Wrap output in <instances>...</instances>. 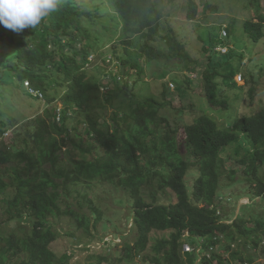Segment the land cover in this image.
I'll list each match as a JSON object with an SVG mask.
<instances>
[{
  "label": "trees",
  "instance_id": "trees-1",
  "mask_svg": "<svg viewBox=\"0 0 264 264\" xmlns=\"http://www.w3.org/2000/svg\"><path fill=\"white\" fill-rule=\"evenodd\" d=\"M174 1L60 0L57 10L34 29L17 35L0 25L4 47L0 50V87L14 81L17 89L33 97L24 85L28 81L42 95L33 97L42 102L41 107L23 122L0 109V116L6 115L0 117V264H10L17 257L20 264H85L80 257L73 260V251H67L70 257L57 256L51 247L57 236L51 222L59 215L70 216L77 228L90 232L102 217L93 196L99 183L124 188L132 201L136 236L133 242L123 243L128 234L119 235L121 243L113 246L121 245L116 262L131 264L141 259L149 264H183L185 255L197 264H252L255 258L244 254V248L259 250L264 256V212H253L256 203L264 204V175L258 173L264 164V107L251 114L226 115L223 128L213 114L202 111L183 126L181 143L178 128L170 127L156 113L163 102L157 103L155 96L164 101L171 87L161 81L155 93H134L141 90L145 64L183 61L193 65L191 73L196 70L197 60L170 24L173 12L165 10L175 6ZM262 1L247 0L250 16L241 23L242 32L254 42L264 36ZM185 2L187 20L196 18L198 4H206V0ZM209 11L218 8L213 5ZM235 27L233 21L226 27L229 35L224 29L226 34L218 35L212 46L203 45L208 61L201 75L202 94L212 111L226 113L234 106L230 93L237 88L234 76L244 57L238 51V47L244 49L242 41L233 35ZM219 46H226L227 52L221 54ZM106 47L110 48L108 56L102 52ZM98 54L101 59L97 61L104 67L119 70H107L105 82L86 68L96 63ZM188 78L184 80L189 82ZM123 94L130 101L128 109L113 110L108 123L102 121L103 110L115 107ZM56 101H61V109L50 107ZM69 112L83 117L81 132L72 134L76 128L68 126ZM232 143L247 154L237 160L245 165L252 202L242 205L240 215L228 222L219 213L216 195L225 168L221 151ZM67 149L75 154L67 156ZM190 169L197 175L187 182ZM228 176L235 178L233 169ZM145 189H149V201ZM165 190L172 192V202L157 199L156 192ZM27 217L31 229L21 236L2 226ZM153 231L168 236L159 238L146 252ZM185 244L199 248L200 253L185 251ZM104 248L87 251L106 262L110 259L101 255Z\"/></svg>",
  "mask_w": 264,
  "mask_h": 264
},
{
  "label": "rangeland",
  "instance_id": "rangeland-1",
  "mask_svg": "<svg viewBox=\"0 0 264 264\" xmlns=\"http://www.w3.org/2000/svg\"><path fill=\"white\" fill-rule=\"evenodd\" d=\"M84 1L88 3L91 1L95 2L96 0ZM185 1L186 0H176V2L174 1V4L178 9H176L175 6H166L165 10L167 12H173L170 18V24L178 33V39L187 45L189 53L195 60H197L198 64L196 70L191 73L190 69L193 65L183 61L160 60L145 64L144 82L140 85L141 90H136L134 92L136 96H143L147 92L155 93L156 88L161 81H165L168 87L170 86V83L173 84V87L170 86V91H172V93L167 99L163 101L158 94L155 96L157 103L163 102V106L157 109L156 113L167 120L170 127L178 128V138H180L181 143V138H183V126L191 123L196 114H199L202 111H206L211 115L213 114L218 124L223 128L227 125L226 115H229L228 118H231L236 116V114H251L258 108L264 107V36L260 41L254 42L246 37L241 30V23L244 19L250 16L248 8L245 7L248 4L247 0H206L204 6H200V4L197 5L198 15L194 20H187L185 18ZM195 1L199 3V0ZM213 5L218 8L217 12L209 11V8ZM261 5L264 10V1L261 2ZM103 8L107 10L106 5H104ZM105 20H107V18ZM233 21L236 23L233 35L234 37H238V40L242 41L240 44L244 47V49L238 47L239 52L243 51L244 57L238 72L234 76L237 88L232 90V94L230 93V100L233 101L232 105L234 106L226 111V113L218 109H213L212 111L202 94L203 84H201V75L206 68V63L208 61L207 51L203 48L205 46L208 48L212 46L213 43L216 42L218 35H220L224 29H227L226 27L229 29V25L231 22L233 23ZM113 27H116L115 24ZM228 29L227 31L229 35ZM108 44L111 43L109 42ZM232 46L235 47L234 45ZM3 49L4 47L0 44V50L2 51ZM109 49L110 48L106 47L102 50L104 56L109 55ZM98 59H101V54H98L96 63L93 62V64H89L86 68L89 73H98L104 82L107 80V76L104 77L103 74L106 73L107 75V70L119 71L118 67H104L100 61H97ZM249 71H251L253 75H251ZM186 76L189 77V82L184 80ZM133 77L136 76L133 74ZM176 78L177 82L175 83L179 82L178 84L180 86L175 89V86H178V84L176 85L173 82L176 81ZM0 88L3 90L0 95V109L7 114L16 117L18 121L23 122L28 116L30 118L35 114L39 107H41L42 102H36L33 97L26 96L23 89L16 88L14 81H12L11 85H2ZM132 92L133 90H131V93ZM236 95L237 98H235ZM5 103L7 106L10 105V110H8L7 106H4ZM129 103L130 101L127 99L126 95H120L115 107L103 110V113H101V120L107 121L108 123L113 110L125 111L128 109ZM54 105L60 109L63 106L61 101L52 103L50 107ZM43 110L44 109L41 108L39 113L42 114ZM5 116L6 115L3 114L0 117L5 119ZM69 117L68 126L70 128H76V131L73 130V133H71L74 134V132H81L84 128V123L80 122L83 121V117L79 113L72 112H69ZM228 122H231V120H228ZM19 126L20 123H18V127ZM11 134L12 130L9 131L8 136H5V138H9ZM180 149L181 152H186V149L182 144L180 145ZM243 149L237 144L232 143L221 151L225 168L221 171L216 197L218 198L217 202L219 203V213L223 215L228 222L240 215V212H242L240 210L242 205H248L252 202L247 194L250 183L246 180L244 174L245 165L239 164L237 160L238 157L247 155L245 149ZM65 153L67 156L75 154L70 149H67ZM230 169H233L235 172V178L233 179H230L228 176ZM258 173L259 175H264V164ZM196 175L197 172L190 169L189 174L186 176V181L192 182ZM187 186L189 188V184ZM148 190L149 189H145L144 192V197L147 201L150 200L148 197ZM172 195L173 194L170 190L156 192L157 199L166 203L174 200ZM93 196L95 205H97L102 212V217L90 232L77 228L74 219L70 216L59 215L52 220L51 228L57 236L56 240L51 243V247L57 256L62 258L70 257L69 255L71 253H68L67 251L70 248L72 251L76 252L77 250L74 247L75 244L86 246V244L92 243L93 240H100L98 238L108 234L117 237L116 235H123L125 233L128 235L125 237L123 243L134 241L136 235L131 223L133 214L132 201L128 197L127 191L124 188L115 187L108 183H99L96 184L94 188ZM253 212L256 214L264 212V204L256 203L253 207ZM246 213L248 212L246 211ZM2 226L5 231H13L16 235L21 236L24 232L31 229V222L27 217V219L20 220L19 222L17 220L9 221ZM166 236H168L167 232L162 233L160 231H153L146 252H151L153 244L159 238ZM113 246V244L109 246L105 245V248L103 249L101 255L110 259L106 262L100 261L99 254L95 252L93 254L88 253L86 248H83L84 250L81 249V252L74 254V256L77 255V257H80L85 264H107L110 262H112V264H126L124 262L119 263L114 261L118 256V250L121 248V245L118 247ZM231 247L236 249V246L234 247V245H231ZM243 253L247 255L251 254V256L255 258L252 264H264L263 253L259 250L252 251L248 250V248H244ZM183 259V264H197V262L192 263L185 255L183 256ZM20 262L21 258L17 257L10 264H20ZM131 264L149 263H144L141 259H137L135 263Z\"/></svg>",
  "mask_w": 264,
  "mask_h": 264
},
{
  "label": "clouds",
  "instance_id": "clouds-1",
  "mask_svg": "<svg viewBox=\"0 0 264 264\" xmlns=\"http://www.w3.org/2000/svg\"><path fill=\"white\" fill-rule=\"evenodd\" d=\"M59 4L60 0H0V25L19 35L25 29L36 28L44 17L57 10ZM26 82L28 81H24V85L29 92V88H33ZM29 94L42 97L30 92Z\"/></svg>",
  "mask_w": 264,
  "mask_h": 264
},
{
  "label": "built area",
  "instance_id": "built-area-1",
  "mask_svg": "<svg viewBox=\"0 0 264 264\" xmlns=\"http://www.w3.org/2000/svg\"><path fill=\"white\" fill-rule=\"evenodd\" d=\"M225 34H226L225 30H223L221 35L224 36ZM216 49L219 50L221 52V54H224V53L227 52V47L226 46H219ZM26 84H28V82H26ZM170 86L173 87V84L170 83ZM28 87H29V85H28ZM29 92L31 94H33V95H37L38 94L39 96H41L40 93H38L37 91H35V90L31 89V88H29ZM187 235H188V233L186 232L184 236H187ZM116 236L117 237H115L114 235L108 234V235L104 236L102 240L97 241V243H88V244H86V246H82L81 244H75L74 247L76 248L77 251L76 252L73 251V253L81 252V249H83V248H86V250H89V249L90 250H92V249L94 250V249H100L102 246L105 247V245L108 246L109 244L115 245V244L121 243V237L119 235H116ZM184 250L188 251V252H193L194 251L196 254L200 253V249L199 248H197V249L196 248H192V247L188 246L187 244L184 245ZM68 252H72V249L69 248ZM78 258L79 257H77V255H76V256L73 257V260H76ZM198 261H199V259H198Z\"/></svg>",
  "mask_w": 264,
  "mask_h": 264
}]
</instances>
